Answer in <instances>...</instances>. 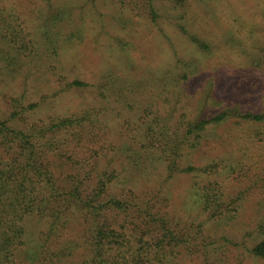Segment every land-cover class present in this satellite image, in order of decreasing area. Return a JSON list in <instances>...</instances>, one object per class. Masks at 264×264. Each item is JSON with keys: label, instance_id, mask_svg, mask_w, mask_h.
Returning a JSON list of instances; mask_svg holds the SVG:
<instances>
[{"label": "rangeland", "instance_id": "rangeland-1", "mask_svg": "<svg viewBox=\"0 0 264 264\" xmlns=\"http://www.w3.org/2000/svg\"><path fill=\"white\" fill-rule=\"evenodd\" d=\"M74 115L90 124L84 171L117 169L109 197L134 199L110 221L169 226L172 264H264V0H0V122ZM70 160L54 159L66 182ZM62 216L75 244L98 225Z\"/></svg>", "mask_w": 264, "mask_h": 264}, {"label": "trees", "instance_id": "trees-1", "mask_svg": "<svg viewBox=\"0 0 264 264\" xmlns=\"http://www.w3.org/2000/svg\"><path fill=\"white\" fill-rule=\"evenodd\" d=\"M84 84L72 81L75 86ZM32 107L30 104L27 109ZM16 115L17 111L11 113ZM219 119L204 120L200 126ZM85 121L84 115L55 117L12 133L0 122V264H172L168 250H172V241L179 242L169 226L158 225L145 238L141 225L109 220L108 209L126 211L134 199H128L125 192L129 191L124 189H119L118 198L109 197L111 182L119 176L117 169L105 163L102 168L96 162L84 171L80 159L91 152L85 142L90 124ZM59 157H71L73 163L67 182L53 171L54 159L59 162ZM167 168L177 169L175 164ZM91 172L94 178L86 192L81 181ZM67 210L81 215L84 222L89 215L98 218L93 219L98 225H79V244L64 238L69 225H64L62 214ZM30 216L47 225L38 230L36 225H24ZM255 252L264 255V241Z\"/></svg>", "mask_w": 264, "mask_h": 264}]
</instances>
